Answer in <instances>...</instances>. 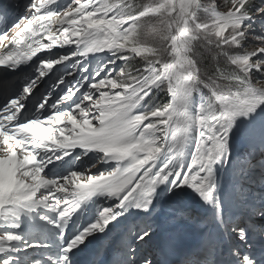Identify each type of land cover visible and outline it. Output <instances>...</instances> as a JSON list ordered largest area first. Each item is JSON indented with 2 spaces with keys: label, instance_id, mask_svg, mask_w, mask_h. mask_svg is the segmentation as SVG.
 Returning a JSON list of instances; mask_svg holds the SVG:
<instances>
[{
  "label": "snow or ice",
  "instance_id": "1",
  "mask_svg": "<svg viewBox=\"0 0 264 264\" xmlns=\"http://www.w3.org/2000/svg\"><path fill=\"white\" fill-rule=\"evenodd\" d=\"M0 69V264H167L151 219L189 197L185 264H264V194L222 192L264 168V0H0Z\"/></svg>",
  "mask_w": 264,
  "mask_h": 264
},
{
  "label": "bare ground",
  "instance_id": "2",
  "mask_svg": "<svg viewBox=\"0 0 264 264\" xmlns=\"http://www.w3.org/2000/svg\"><path fill=\"white\" fill-rule=\"evenodd\" d=\"M193 200L194 199L191 197L186 198L184 203L187 205V210L184 212L183 215H178L176 218L180 220H185V219L193 220L194 222H196L197 231L201 235L202 232L205 233V231L208 229V227L203 222L204 212L206 211V209L204 207H201L200 203L197 202V200H195V202H193ZM173 214H174V207L165 205L162 208L161 213L159 214L160 222L164 223L169 220H174ZM197 220H199L200 222L197 223Z\"/></svg>",
  "mask_w": 264,
  "mask_h": 264
},
{
  "label": "rangeland",
  "instance_id": "3",
  "mask_svg": "<svg viewBox=\"0 0 264 264\" xmlns=\"http://www.w3.org/2000/svg\"><path fill=\"white\" fill-rule=\"evenodd\" d=\"M232 201H233V199L231 198V205H230V207H232V204H233V202H232ZM207 232H209V231H207Z\"/></svg>",
  "mask_w": 264,
  "mask_h": 264
}]
</instances>
